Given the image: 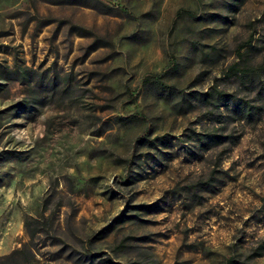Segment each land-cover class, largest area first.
Returning <instances> with one entry per match:
<instances>
[{"label":"rangeland","instance_id":"obj_1","mask_svg":"<svg viewBox=\"0 0 264 264\" xmlns=\"http://www.w3.org/2000/svg\"><path fill=\"white\" fill-rule=\"evenodd\" d=\"M0 264H264V0H0Z\"/></svg>","mask_w":264,"mask_h":264},{"label":"trees","instance_id":"obj_2","mask_svg":"<svg viewBox=\"0 0 264 264\" xmlns=\"http://www.w3.org/2000/svg\"><path fill=\"white\" fill-rule=\"evenodd\" d=\"M68 1H70V2L73 1V2H74V1H76V0H68ZM96 4H97L96 6H97L98 8H102V7H104V6H103L101 3H99V2H97Z\"/></svg>","mask_w":264,"mask_h":264}]
</instances>
